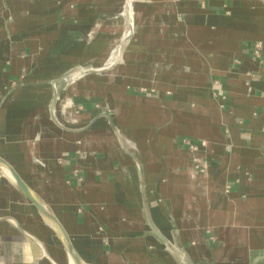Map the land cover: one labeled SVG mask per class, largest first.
Instances as JSON below:
<instances>
[{
    "label": "crops",
    "instance_id": "1",
    "mask_svg": "<svg viewBox=\"0 0 264 264\" xmlns=\"http://www.w3.org/2000/svg\"><path fill=\"white\" fill-rule=\"evenodd\" d=\"M0 159L84 264H264V7L0 0ZM3 167L0 264H71Z\"/></svg>",
    "mask_w": 264,
    "mask_h": 264
},
{
    "label": "water",
    "instance_id": "2",
    "mask_svg": "<svg viewBox=\"0 0 264 264\" xmlns=\"http://www.w3.org/2000/svg\"><path fill=\"white\" fill-rule=\"evenodd\" d=\"M262 6L264 7V0H258ZM127 42V41H126ZM125 42V43H126ZM253 54L255 55V57L261 61L262 57H263V44L262 43H255L254 48H253ZM118 57V56H117ZM117 60V59H116ZM99 73V72H95V71H90L89 74L91 73ZM64 79H67L66 76L62 77L61 79L55 81L53 83V87L54 89L56 88V84L59 81H62ZM55 100L57 98V90L55 89ZM133 158L134 156L131 155ZM2 160H0V164ZM140 167V164L137 163ZM5 167H7L8 171H10L11 175H12V179L14 180V182L19 186V188L22 190V192L24 193V195L36 206V208L38 209V211L40 212V214L43 216V218L45 220H47L54 228V230L56 231V233L58 234V236L60 237L66 252L68 254V257L70 258V260L73 262V264H84L83 261L81 260L80 256L78 255V253L75 251L68 235L66 234L64 228L62 227V225L60 224V222L52 215V213L47 209V207L36 197V195L30 190V188L22 181V179L16 174V172L8 165V164H4ZM141 170V167H140ZM143 182V181H142ZM142 190H143V195H145L144 193V183H142ZM145 208H146V202H145ZM151 225V223H149ZM152 227V225H151ZM153 229V227H152ZM154 232H156L153 229ZM156 234L162 239L164 240L157 232ZM166 242V241H165ZM166 244L177 254L179 255V257L187 264H192L191 261H189L182 253H180L178 250H176L174 247H172L168 242H166Z\"/></svg>",
    "mask_w": 264,
    "mask_h": 264
},
{
    "label": "rangeland",
    "instance_id": "3",
    "mask_svg": "<svg viewBox=\"0 0 264 264\" xmlns=\"http://www.w3.org/2000/svg\"><path fill=\"white\" fill-rule=\"evenodd\" d=\"M124 33L123 34H125L126 32H127V26H125L124 28ZM123 32V31H122ZM91 67L92 66H90L89 64H87V63H79V64H77L76 66H74V67H72L69 71H67V72H65V73H63V75H66V74H69L68 76H71V74H74V73H78L79 71H80V69L82 68V69H88V70H90L91 69ZM89 75H91V74H86L85 76H81V77H78V79L76 80V82L75 81H73V79H72V77H68L67 78V80H62V81H59L58 82V84H57V89L61 92V91H65L66 90V88L68 87L67 85H69V84H76V83H78L79 81H82L83 79H85V78H87ZM67 82V83H66ZM51 91H52V89H51ZM70 108L72 109V110H79L81 107H78L77 105H75L73 102H71L70 101ZM79 108V109H78ZM74 110V111H75ZM80 111H81V109H80ZM68 122H72V120H69ZM36 141H38V139H36L35 140V142ZM0 160H2V159H0ZM3 162H5L4 160H2ZM33 161L35 162V163H37L38 165H43V163H42V161H40L37 157L36 158H34L33 159ZM8 164V163H7Z\"/></svg>",
    "mask_w": 264,
    "mask_h": 264
},
{
    "label": "bare ground",
    "instance_id": "4",
    "mask_svg": "<svg viewBox=\"0 0 264 264\" xmlns=\"http://www.w3.org/2000/svg\"><path fill=\"white\" fill-rule=\"evenodd\" d=\"M130 34H131V33H129V35H130ZM86 74H87V73H85V72H84V73L81 72V73H79V74L77 73V74H76V77H81V76H84V75H86ZM56 90H57V89H56ZM57 98H58V95H57ZM131 155H133V154H130V156H131ZM133 156H134V155H133ZM131 157H132V156H131ZM132 158H133V157H132ZM1 162H2V163H1L0 165H2V166H4V164L6 163V162H3V161H1ZM6 164H7V163H6ZM3 168H5V169L7 170L8 175H10V177H12V175H11L10 171H8L7 167L4 166ZM11 168H12V167H11ZM12 169H13V168H12ZM70 262H71V264H73V262H72L71 260H70Z\"/></svg>",
    "mask_w": 264,
    "mask_h": 264
}]
</instances>
